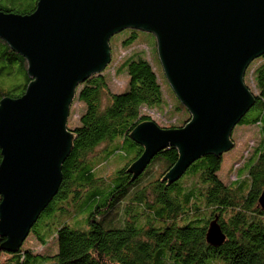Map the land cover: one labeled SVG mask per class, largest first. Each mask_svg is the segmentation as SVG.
<instances>
[{
	"label": "water",
	"instance_id": "obj_1",
	"mask_svg": "<svg viewBox=\"0 0 264 264\" xmlns=\"http://www.w3.org/2000/svg\"><path fill=\"white\" fill-rule=\"evenodd\" d=\"M126 29L156 35L167 80L191 114L180 128L149 121L133 131L145 148L130 168L134 179L170 147L180 152L170 183L198 159L233 148V130L255 103L244 78L264 55V0H39L29 15L0 11V38L27 59L32 79L22 97L0 101L4 251L20 249L58 193L77 88L110 64V39ZM225 239L216 217L207 243L219 247Z\"/></svg>",
	"mask_w": 264,
	"mask_h": 264
},
{
	"label": "trees",
	"instance_id": "obj_2",
	"mask_svg": "<svg viewBox=\"0 0 264 264\" xmlns=\"http://www.w3.org/2000/svg\"><path fill=\"white\" fill-rule=\"evenodd\" d=\"M38 1L0 0V11L29 15ZM136 38L130 31L122 43L129 46ZM157 64L161 66L158 57ZM110 69L111 64L78 86L77 100L84 110L79 125L69 128L72 143L59 191L17 252L4 251L5 240L0 238V264H264V210L259 206L264 191V55L246 70L245 84L255 103L238 124L258 127L260 141L232 184L220 179L223 156L214 154L195 161L179 180H165L179 160L176 147L159 152L134 179L130 168L145 148L132 133L153 121L148 111L171 105L154 65L143 56L128 57L116 69V74L128 76L123 92L110 91L105 73ZM14 73L26 78L18 87L21 94L0 92V101L22 97L32 82L27 59L0 38V76ZM171 93L176 99L173 110L184 119L164 129L191 120L188 109ZM101 145L102 154H95ZM2 159L0 150V164ZM110 159L123 165L111 175H100L98 165ZM47 216L50 221L42 222ZM216 217L226 235L219 247L206 240ZM52 237L53 254L27 247L31 238L45 245Z\"/></svg>",
	"mask_w": 264,
	"mask_h": 264
},
{
	"label": "rangeland",
	"instance_id": "obj_3",
	"mask_svg": "<svg viewBox=\"0 0 264 264\" xmlns=\"http://www.w3.org/2000/svg\"><path fill=\"white\" fill-rule=\"evenodd\" d=\"M130 31H135L137 33V38L129 46H125L122 42L128 35H130ZM109 44L111 48L110 51L112 63L110 62L111 69L105 73L109 76L110 91L118 93L126 90V84L128 80L127 74H116V69L122 64V62H124V60H126L128 57H133L136 55L143 56V58L149 60L154 65L155 70L160 76V81L163 84L166 102L171 105V107H168L167 109L163 108L161 110L155 109L148 111L149 115L161 128L179 126V123L184 119V115L173 110L176 99L172 95L171 91L175 96L176 94L171 86H169L170 84L168 85L166 82L167 77L164 73L161 62L160 67L162 70L157 64V57L159 61L160 59L158 55V43L156 35L147 31L126 29L112 36ZM106 68H108V66ZM249 80L251 81L250 76L248 81ZM25 82V76L18 73H14L11 76H0V92H5L7 94H11L13 97H17L22 91L21 89H18V87L23 86ZM244 82L246 81L244 80ZM249 83L250 87L253 89V82ZM76 94L69 108L67 126L71 129L79 125V118L84 110V105L77 100ZM232 140L234 146L232 149L223 153V163L218 174L220 179L226 184H232V182L238 178V170L242 168L245 160L249 157L252 150L258 145V142L260 141V130L258 127L236 125L232 133ZM104 147L105 145L99 146L95 150V154H102ZM122 165L123 162L117 159H110L105 163L99 164L97 169L100 175H111ZM261 220L264 222V217H262ZM43 221L49 222L50 217H45L42 219V222ZM77 228L79 229L80 227ZM81 229L86 228L82 227ZM27 243V247L31 248L37 253L41 252L53 254L56 251L55 239L53 237L48 239L45 245L39 244L34 238L29 239ZM169 264L171 263L169 262Z\"/></svg>",
	"mask_w": 264,
	"mask_h": 264
}]
</instances>
